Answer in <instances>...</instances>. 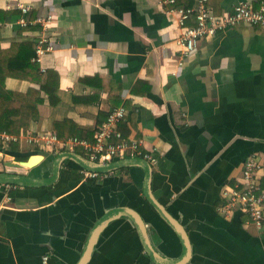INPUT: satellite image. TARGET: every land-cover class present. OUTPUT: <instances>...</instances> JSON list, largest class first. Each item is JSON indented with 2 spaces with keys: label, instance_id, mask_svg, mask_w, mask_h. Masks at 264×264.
<instances>
[{
  "label": "crops",
  "instance_id": "0c3cea01",
  "mask_svg": "<svg viewBox=\"0 0 264 264\" xmlns=\"http://www.w3.org/2000/svg\"><path fill=\"white\" fill-rule=\"evenodd\" d=\"M242 2L259 6L208 0L218 15ZM20 5L31 7L26 26L17 22ZM171 8L165 0H0L2 49L42 37L55 46L38 63L51 97L41 83L0 79L3 96L32 88L44 97L27 134L13 135L19 151L0 139L6 160L44 156L23 172L40 185H0V264H41L45 255L50 264H264V227L219 211L223 188L235 184L246 159L264 158V29L240 24L186 58ZM49 16L45 30L38 18ZM122 105L129 110L122 132L157 162L128 159L107 177L85 181L80 161L66 158L53 179L56 158L71 152L28 138L55 133L91 142ZM72 153L87 159L80 148Z\"/></svg>",
  "mask_w": 264,
  "mask_h": 264
},
{
  "label": "built area",
  "instance_id": "2783aa9c",
  "mask_svg": "<svg viewBox=\"0 0 264 264\" xmlns=\"http://www.w3.org/2000/svg\"><path fill=\"white\" fill-rule=\"evenodd\" d=\"M196 7L188 8L177 5L178 0H165L172 8L168 13L175 18V23L181 30L179 45L182 54L186 58L192 57L200 44L206 38H214L223 34L227 30L233 29L240 24H246L264 29V0H259V6L242 2L236 5L232 11L218 15L210 7L208 0H193ZM164 3V2H163ZM23 17L17 20L18 25L26 26L28 21L25 15L31 12L30 6L20 5ZM48 19L39 17L40 23L45 30L49 27ZM195 20V26L187 23ZM35 62H41L43 56L54 51V43L47 37H42L36 41ZM129 110L122 105L113 109L108 118L98 126L95 131L94 140H79L78 138L61 139L55 133L31 135L28 138L30 145L50 149L52 152H75L82 149L87 159L95 164H112L132 158H144L155 164L157 162L153 151H144L140 141L128 138L121 130V125L126 121ZM0 139L3 146H10L18 143V136L1 134ZM113 171L99 173L83 169L81 174L83 179L96 180L107 177ZM264 175V158L258 154L250 155L244 162L241 176L233 186L223 188L219 211L226 217L232 218L237 213L246 215L250 222L258 229L264 227V188L262 178ZM41 264H50L48 255L42 256Z\"/></svg>",
  "mask_w": 264,
  "mask_h": 264
},
{
  "label": "trees",
  "instance_id": "16d2710c",
  "mask_svg": "<svg viewBox=\"0 0 264 264\" xmlns=\"http://www.w3.org/2000/svg\"><path fill=\"white\" fill-rule=\"evenodd\" d=\"M35 57L36 44L33 42L14 43L6 50L0 46V79L11 77L41 83L43 93L51 97L54 90L41 78ZM43 103L41 92L32 88L26 94L13 93L11 97L0 94V135L27 134L31 123L39 118L38 107ZM10 149L19 151L17 144H13ZM16 160L28 161L20 158Z\"/></svg>",
  "mask_w": 264,
  "mask_h": 264
},
{
  "label": "water",
  "instance_id": "95a60500",
  "mask_svg": "<svg viewBox=\"0 0 264 264\" xmlns=\"http://www.w3.org/2000/svg\"><path fill=\"white\" fill-rule=\"evenodd\" d=\"M66 158H71L74 160H77L78 162L84 166L85 169L99 172V173H107L113 170H117L119 168H123V166L127 165L129 161H122L121 162H116L112 164H95L90 162L87 159H84L80 157L77 154L74 153H66L63 154L62 156H59L56 158L54 162V176L53 179H55L61 170V165L63 161ZM44 156L41 155H36L31 157L28 161H22V162H15V161H10L6 160L4 155L0 154V162L3 163V165L6 168V172L0 173V185H10V186H19V187H27V186H37L40 185L35 181V179L26 176L23 174L25 170H30L36 167L43 161ZM11 170V171H10ZM151 203L154 205L156 210L165 218L167 219L173 226H175L176 229L181 230L182 228L180 225L174 221L173 219L168 216L166 210L159 205V203L153 199L152 195L149 193ZM183 240L184 244L187 245V253L189 254L190 252V246L189 242L187 239V236L183 235Z\"/></svg>",
  "mask_w": 264,
  "mask_h": 264
},
{
  "label": "rangeland",
  "instance_id": "374dc122",
  "mask_svg": "<svg viewBox=\"0 0 264 264\" xmlns=\"http://www.w3.org/2000/svg\"><path fill=\"white\" fill-rule=\"evenodd\" d=\"M26 159H29V158L26 157V158H23L22 160H26Z\"/></svg>",
  "mask_w": 264,
  "mask_h": 264
}]
</instances>
